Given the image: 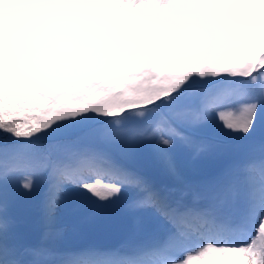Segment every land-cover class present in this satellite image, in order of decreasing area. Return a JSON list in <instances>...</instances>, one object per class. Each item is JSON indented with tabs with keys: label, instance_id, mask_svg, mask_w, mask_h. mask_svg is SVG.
Wrapping results in <instances>:
<instances>
[{
	"label": "snow or ice",
	"instance_id": "1",
	"mask_svg": "<svg viewBox=\"0 0 264 264\" xmlns=\"http://www.w3.org/2000/svg\"><path fill=\"white\" fill-rule=\"evenodd\" d=\"M0 264H264V0H0Z\"/></svg>",
	"mask_w": 264,
	"mask_h": 264
},
{
	"label": "rangeland",
	"instance_id": "2",
	"mask_svg": "<svg viewBox=\"0 0 264 264\" xmlns=\"http://www.w3.org/2000/svg\"><path fill=\"white\" fill-rule=\"evenodd\" d=\"M26 213H27V210H26V209H21L20 214H21L22 217H23V216H26ZM25 229H26V228H25Z\"/></svg>",
	"mask_w": 264,
	"mask_h": 264
},
{
	"label": "water",
	"instance_id": "3",
	"mask_svg": "<svg viewBox=\"0 0 264 264\" xmlns=\"http://www.w3.org/2000/svg\"><path fill=\"white\" fill-rule=\"evenodd\" d=\"M28 215H29V213H28ZM28 215H27V216H28Z\"/></svg>",
	"mask_w": 264,
	"mask_h": 264
}]
</instances>
